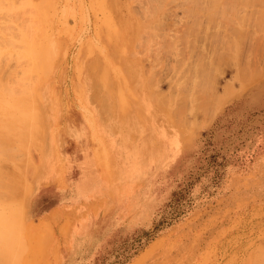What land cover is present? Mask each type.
<instances>
[{
  "label": "rangeland",
  "instance_id": "rangeland-1",
  "mask_svg": "<svg viewBox=\"0 0 264 264\" xmlns=\"http://www.w3.org/2000/svg\"><path fill=\"white\" fill-rule=\"evenodd\" d=\"M7 1L18 4L11 15L35 13L12 23L0 9V50L15 42L0 55V88L16 80L35 92L0 103V178L15 175L0 206V264H47V250L65 264L77 235L98 243L66 264H264V0ZM68 122L107 145L98 169L113 174L94 191L77 180L85 124L80 135L65 127L74 147H55L51 128ZM36 182H46L39 213L104 204L85 219L30 221Z\"/></svg>",
  "mask_w": 264,
  "mask_h": 264
},
{
  "label": "crops",
  "instance_id": "crops-1",
  "mask_svg": "<svg viewBox=\"0 0 264 264\" xmlns=\"http://www.w3.org/2000/svg\"><path fill=\"white\" fill-rule=\"evenodd\" d=\"M85 124V129H86V133L87 136H85L83 138V140L81 139L80 141L83 142L82 147H84L85 153L87 154V158H83V152L82 150L79 152V158L81 160L82 163V167H81V173H80V177L77 179L78 181L81 182L80 179H83V181H85V183H82V189L84 190H91L94 191V185L95 184H102V180H105V182H107L108 178L112 177V170L110 169L111 167H105V172L101 171L98 169V167H101L102 165L107 164L109 158L105 155V150L107 148V145L105 144V140L104 138H102V135L100 133H96L95 131H93V129L86 123ZM79 126V125H75L72 124L70 122L66 123L65 125H63L62 130H56L54 128H51V136L54 138V141L56 142L55 147L58 148V151L61 152V148L63 146V148L65 146L69 145L71 147H74V140L70 137H68L64 130L65 127H74L78 129V135H80V133H82V130L84 128V126ZM82 129V130H81ZM94 132V133H93ZM59 136H63L64 137V141H65V145H60L58 143L59 140H57V137ZM101 137V138H100ZM100 138V139H99ZM79 141V140H78ZM85 144V145H84ZM88 149V150H87ZM63 150V149H62ZM58 152V153H59ZM62 160V159H61ZM88 162L91 163V165H88ZM104 163V164H103ZM102 164V165H101ZM58 166H62V165H58ZM66 170L61 172L62 176H60L58 178V180H61V178H63V180L65 179V175H66ZM46 182H42L41 184H37L36 182V191L34 192V194L31 196V198H29L28 201V205H27V215L29 217L30 221H36L39 219L40 220H44L45 222H49L51 221V215L53 213L58 214L59 216L62 215H70V214H74L73 216H79L82 219H85L87 216H91V215H95V213L97 211H99L100 209H102V206L104 204V199L103 197H95L92 199H86L85 198H81L77 201V204L74 205L71 208H64V206L66 207V203H63L62 205L59 206H53V207H48L47 209H44L45 211H43L42 213H39V210L36 208V202H35V197L38 195V193L45 188ZM54 184V181L51 182V184ZM49 185V184H47ZM111 185V183H110ZM83 193V192H82ZM107 195V194H106ZM108 196V195H107ZM55 223V222H53ZM55 241L59 242V241H64L63 239H59L58 237L54 239ZM79 242L81 243L80 247L78 249H75V251H71L68 252V256L65 258V264L68 263L69 259H73V258H77L78 256H83L84 254H87L89 251L92 250V244L94 243H98V241L96 240H92L90 238H83L80 235H77L75 242ZM68 241V240H67ZM73 242V240H72ZM101 246H96V248H100ZM77 248V247H76ZM98 249H95V251H98ZM93 250V252H95ZM45 262L47 264H57V257L55 255V250H47V252H45ZM59 264H61V262L59 261Z\"/></svg>",
  "mask_w": 264,
  "mask_h": 264
},
{
  "label": "bare ground",
  "instance_id": "bare-ground-1",
  "mask_svg": "<svg viewBox=\"0 0 264 264\" xmlns=\"http://www.w3.org/2000/svg\"><path fill=\"white\" fill-rule=\"evenodd\" d=\"M41 2H42V0H40ZM232 1H234V3L237 1H235V0H232ZM244 1H246V0H244ZM249 1V0H248ZM253 2H257L258 0H252ZM9 4H8V8H7V6H5V4H4V6L8 9V10H6L5 9V7L2 5V2H0V9H1V11L3 12V9L5 10L3 13L4 14H6V15H8V13L10 14L9 16H6V17H8L10 20L13 18L14 19V17L15 16H17V15H19V18H21L22 16H23V14L21 15V13H19V12H21V11H23L22 13H25L26 14V10H29L30 11V13L31 12H33V13H35L33 10L31 11L30 10V8H28V6L25 4V6H27L26 7V9L24 8V7H20V11L19 12H17V15L15 14L16 12H14V14H12L11 15V13H12V11L14 10L15 11V9L18 7V4L17 5H14L15 3L13 2H11L10 3V1H7ZM23 2V1H22ZM21 2V3H22ZM20 2H19V4H21ZM28 3V2H27ZM30 3V2H29ZM33 3V2H32ZM32 3H30V4H32ZM39 4L37 5V6H39L40 7V2H38ZM44 3V2H43ZM227 3V2H226ZM233 2H231V4H232ZM237 3V2H236ZM238 4V3H237ZM221 5V4H220ZM229 5V2H228V4H226V6L225 7H227ZM256 5V4H255ZM2 6H3V8H2ZM11 6V7H10ZM12 6H13V8H12ZM244 6V5H243ZM12 8L13 10L12 11H10L11 9L10 8ZM14 7H16V8H14ZM32 7V6H31ZM43 7V6H42ZM236 7H237V5H236ZM21 8H24V10L23 9H21ZM28 8V9H27ZM220 8H221V6H220ZM224 8V7H223ZM34 9V8H33ZM42 9V8H41ZM230 9V8H229ZM229 9H227V8H225V11H229ZM234 9H236L235 7H234ZM19 10V9H18ZM231 10V9H230ZM16 11H17V9H16ZM41 12H42V10H40ZM222 11H223V9H222ZM231 11H233V8H232V10ZM6 12V13H5ZM236 12V11H235ZM234 11H233V13H235ZM2 13V14H3ZM19 13V14H18ZM30 13H27V14H29V15H31ZM37 13V12H36ZM232 13V14H233ZM12 16V17H11ZM18 17V16H17ZM24 17H25V15H24ZM19 18H16L15 17V19L14 20H18ZM12 19V20H13ZM225 19L227 20V18H224V22H225ZM12 20H11V22H12ZM195 21V20H194ZM230 20H228V22H229ZM223 22V23H224ZM13 23V22H12ZM19 23V22H18ZM24 24V23H23ZM22 24V25H23ZM225 24H226V22H225ZM224 24V25H225ZM223 26V25H222ZM223 27H225L226 28V25L225 26H223ZM9 28H14V26H11L10 27V25H9ZM24 28V27H23ZM19 29V28H18ZM221 29H222V27H221ZM17 30V29H16ZM20 30V29H19ZM19 30H17L18 32H20ZM23 30V29H22ZM25 30V29H24ZM228 30V29H227ZM230 31V30H229ZM234 33V32H233ZM236 34V33H235ZM234 34V35H235ZM224 37H225V35H224ZM225 38H227V39H229L228 38V36H226ZM224 38V39H225ZM240 38V37H239ZM238 38V39H239ZM232 39V38H231ZM231 39H229L230 41H231ZM236 39V38H235ZM224 41H226V39L224 40ZM240 41V40H239ZM238 41V42H239ZM234 42V41H233ZM222 43H224L223 41H222ZM221 43V44H222ZM226 43V42H225ZM229 43V42H228ZM231 43V42H230ZM237 43V42H236ZM3 45H4V47L2 48L3 50H0V55H2V56H5V55H12L13 53H14V51H12L13 49H14V46H15V42H14V40L12 39V37L10 36L7 40H6V44H5V42L3 43ZM227 45V44H226ZM237 45V44H236ZM222 47V46H221ZM236 47V46H235ZM237 48V47H236ZM29 49V48H28ZM218 49H220V46H219V48ZM217 49V50H218ZM223 49V48H222ZM235 51H236V49H235ZM28 52H29V50H28ZM218 52V51H217ZM216 53V52H215ZM224 53V52H223ZM17 55H19V56H22V53H20L19 54V52L17 53ZM32 55V54H31ZM210 55H211V53H210ZM210 55H209V57H210ZM220 56V55H219ZM198 58V57H197ZM211 61V60H210ZM205 63V62H204ZM181 64V63H180ZM208 64V63H207ZM210 64V63H209ZM208 64V65H209ZM212 64H214V63H212ZM183 65V64H182ZM204 65V64H203ZM211 65V64H210ZM210 65H209V67H210ZM217 65V64H216ZM190 66H191V64H190ZM202 66V65H201ZM214 66V65H213ZM220 66V65H219ZM189 67V66H188ZM203 67V66H202ZM202 67H201V69H202ZM192 68V67H191ZM195 68V67H194ZM205 68H206V66H205ZM219 68V67H218ZM173 69H177V68H173ZM184 69V68H183ZM188 69H190V68H188ZM196 69V68H195ZM208 69V68H207ZM211 69V68H210ZM217 69V68H216ZM187 70V69H186ZM209 70V69H208ZM238 70H240V69H238ZM181 71H182V68H181ZM195 71V70H194ZM241 71V70H240ZM251 71V70H250ZM174 72V71H173ZM178 72V71H177ZM253 72V71H252ZM195 73V72H194ZM216 73V72H215ZM235 73H238V71L236 70V72ZM245 73V72H244ZM257 73V72H256ZM255 73V74H256ZM177 74V73H176ZM183 74H184V71H183ZM186 74V73H185ZM205 74V73H204ZM207 74H208V72H207ZM179 76H180V74H178ZM181 75H182V73H181ZM196 74H194V76H195ZM203 75V74H202ZM214 75V74H213ZM216 75V74H215ZM253 75H254V73H253ZM186 76V75H185ZM184 76V77H185ZM211 76V72H210V75H209V77ZM172 77V76H171ZM177 77V76H176ZM191 77V76H190ZM189 77V78H190ZM201 77V76H200ZM203 77V76H202ZM205 77H207V75L205 76ZM204 77V78H205ZM212 77V76H211ZM181 77H179V79H180ZM183 78V77H182ZM214 78H216L215 76H214ZM178 79V80H179ZM184 79V78H183ZM186 79V78H185ZM202 79V78H201ZM210 79V78H209ZM197 80V79H196ZM206 80V79H205ZM181 81V80H180ZM200 81V80H199ZM207 82L209 81V80H206ZM213 81H214V79H213ZM182 82V81H181ZM202 83H203V81H201ZM215 82V81H214ZM176 83V82H175ZM183 83H184V81H183ZM188 83V82H187ZM191 83H194V82H191ZM200 83V82H199ZM25 84L26 83H21L20 81H16V80H10V81H7L6 82V84H4L1 88H0V98H2V100H0V103H1V105H2V102L4 103V104H6L7 102H6V100H5V97L6 96H12V97H14L13 98V101H14V105L15 104H17V100H15V98H20V93H24L25 91H27V92H35L34 91V89L32 88V87H29V88H27V87H25ZM178 84V83H177ZM177 84H175L176 86H177ZM208 84V83H207ZM192 85V84H191ZM195 85H196V82H195ZM197 85H198V83H197ZM201 85V84H200ZM206 85V84H205ZM214 86H215V84H213ZM227 85V84H226ZM183 86H185V85H183ZM194 86V85H193ZM203 86V85H202ZM209 86H211V84L209 85ZM209 86H206V87H209ZM229 86V85H228ZM185 87H187V86H185ZM198 87V86H197ZM201 87V86H200ZM205 87V86H204ZM206 87H205V89L204 90H206ZM213 87V86H212ZM211 87V88H212ZM226 87V86H225ZM179 88V87H178ZM181 88V87H180ZM190 88H192V87H190ZM228 88V87H227ZM229 88H232V87H230L229 86ZM182 89L183 88H181V91H182ZM192 89H194V87L192 88ZM191 89V90H192ZM210 89V88H209ZM216 89V88H215ZM184 90V89H183ZM196 90V89H195ZM200 90V89H199ZM207 90H208V88H207ZM206 90V91H207ZM212 90H214L213 88H212ZM227 90V93H226V97L227 98H229V96H231L232 94H231V92H228V90H230V89H226ZM236 90V89H235ZM179 91H180V89H179ZM180 91V92H181ZM209 91V90H208ZM215 91V90H214ZM183 92V91H182ZM185 92H186V90H185ZM192 92H194L193 90H192ZM188 93V92H187ZM191 93V92H190ZM200 93V92H199ZM203 93V92H202ZM206 93V92H205ZM223 93V92H222ZM157 94V93H156ZM212 94V93H211ZM196 94L194 93V95H193V97L195 96ZM198 95V94H197ZM190 96H192V94L190 95ZM202 96H204V95H202ZM208 95L206 94V97H207ZM211 96H213L214 97V95H211ZM216 96V95H215ZM196 97L197 96H195V99H196ZM199 97V96H198ZM197 97V98H198ZM222 97V96H221ZM223 99H222V101H224V100H226L227 98L225 97V94L223 95ZM232 97V96H231ZM230 97V98H231ZM150 98H151V96H150ZM161 98V97H160ZM201 98V97H200ZM194 99V100H195ZM151 100H152V98H151ZM194 100H192L193 102H194ZM201 100H202V98H201ZM206 100H208V99H206ZM205 100V101H206ZM2 101V102H1ZM191 101V102H192ZM204 101V100H203ZM204 101V102H205ZM211 101H213V100H211ZM200 102V101H199ZM216 102H217V100H216ZM196 103V102H195ZM198 103V102H197ZM201 103V102H200ZM182 104V103H181ZM219 104V103H218ZM167 105V104H166ZM178 105V104H177ZM203 105V104H202ZM211 105V104H210ZM149 106V105H148ZM175 106V105H174ZM193 106V105H192ZM195 106V105H194ZM181 107V106H180ZM179 107V108H180ZM204 107H205V105H204ZM215 107V106H214ZM7 107H4V106H0V110H5ZM197 108V107H196ZM198 108H199V106H198ZM167 109V108H166ZM174 110L175 109H177L178 110V108L176 107H174L173 108ZM205 108H203V110H204ZM173 110V111H174ZM176 110V111H177ZM200 110V109H199ZM202 110V109H201ZM211 110V109H210ZM171 112V111H170ZM178 112H180V109H179V111ZM203 112V111H202ZM174 113H175V111H174ZM174 113L172 112V114L174 115ZM178 115V114H177ZM7 142H5L4 144H6ZM20 143V142H19ZM7 145V144H6ZM2 162V161H1ZM1 164V163H0ZM1 166V165H0ZM7 168V167H6ZM1 171H3L4 172V169H0V174H1ZM7 171V170H6ZM2 172V173H3ZM6 174H7V172H5ZM12 172L10 171V174H11ZM4 175V173L2 174V177L0 178V206L2 205H4L5 206V204H3V203H6L7 204V201H10L9 200V197H3V195H6V196H10L11 194H13V193H9L12 189H11V184H10V182H11V180H13V177L12 176H14L15 177V175L14 174H11V175H9V172H8V176L7 175ZM1 176V175H0ZM8 177V178H7ZM2 190H3V193H2ZM25 190L26 189H23V190H21V191H17L18 192V199H17V202L18 203H20L21 204V202H22V200H23V194H24V192H25ZM17 192H15L16 194H17ZM66 192H68V193H70V191L69 190H67ZM9 193V194H8ZM16 198V197H15ZM27 198V197H26ZM27 199H25V201H26ZM26 203V202H25ZM40 220V219H39ZM39 223V222H38ZM41 224V223H40Z\"/></svg>",
  "mask_w": 264,
  "mask_h": 264
}]
</instances>
